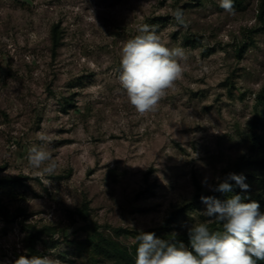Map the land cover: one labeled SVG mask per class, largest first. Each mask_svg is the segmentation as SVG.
<instances>
[{
    "label": "rangeland",
    "instance_id": "1",
    "mask_svg": "<svg viewBox=\"0 0 264 264\" xmlns=\"http://www.w3.org/2000/svg\"><path fill=\"white\" fill-rule=\"evenodd\" d=\"M234 6L230 15L219 0H0V175L24 178L0 197L10 213L25 210L10 221L0 215V264L32 256L22 224L39 232L37 256L125 264L93 248L100 235L129 246L133 237L118 229L179 233L212 219L201 202L165 223L190 197L194 177L211 190L229 173L241 175L236 161L248 153L264 84V0ZM177 8L187 29L172 17ZM143 24L189 58L157 110L139 115L118 76L122 46ZM41 131L57 164L52 176L28 162V149L45 143Z\"/></svg>",
    "mask_w": 264,
    "mask_h": 264
},
{
    "label": "clouds",
    "instance_id": "2",
    "mask_svg": "<svg viewBox=\"0 0 264 264\" xmlns=\"http://www.w3.org/2000/svg\"><path fill=\"white\" fill-rule=\"evenodd\" d=\"M219 7L230 15L235 14L234 0H219ZM176 24L185 29L188 22L180 8L172 11ZM138 34L127 40L121 49L118 91L139 115L154 112L168 90L183 78L184 64L189 56L181 46L169 47L160 37L156 26L143 24ZM45 142L28 149V162L43 175H54L57 164L46 148V132L37 133ZM243 175L229 173L218 182L213 191L232 193L235 181L242 190L248 185ZM207 181L205 180L204 183ZM240 194L227 195L224 201L215 197H201L206 205L202 215L212 219L193 224L188 229V245L161 239L153 232H138L135 264H257L264 261V213L256 201L243 202ZM216 221L218 230L209 227ZM15 264H61L48 256L21 255Z\"/></svg>",
    "mask_w": 264,
    "mask_h": 264
},
{
    "label": "trees",
    "instance_id": "3",
    "mask_svg": "<svg viewBox=\"0 0 264 264\" xmlns=\"http://www.w3.org/2000/svg\"><path fill=\"white\" fill-rule=\"evenodd\" d=\"M259 16L264 18V6H260ZM58 24H53L51 30L52 49L58 45L57 37ZM256 102L258 106L255 107V112L249 123V139H248V153L242 154L236 161V171L241 175L246 176L244 182L249 186L247 191L242 190L235 181H229L233 185L232 193L227 195L240 194L244 197L243 202L248 203L256 201L260 205V211L264 213V84L259 88L255 94ZM242 168L245 171H242ZM23 176H3L0 175V192L9 188L8 193L13 194L14 187L23 185ZM194 189L190 197L184 202L175 205L169 210L165 219L166 225L174 223L179 218H183L188 215L190 211L196 210L200 207L201 197H215L221 201L227 198L226 194L218 191L205 190L201 187L198 180L193 178ZM216 187V186H215ZM214 187V188H215ZM76 213L81 219L86 218V212L83 208L76 209ZM25 210L22 207H17L14 212L8 210L0 197V215L7 221H10L18 215L24 216ZM24 219L21 220L23 222ZM22 228L26 230L24 237L25 244L29 253L32 256H37L38 250L36 249V242L38 238V230L28 228L22 224ZM169 228H166L168 230ZM119 233H129L133 237V241L129 246H121L113 239H107L100 235L101 245L96 240L92 245L96 251L101 252L107 256H114L120 258L125 264H135V253L137 248L136 236L140 231H130L128 229L120 228L117 230ZM143 232H149L145 230ZM156 236L161 239H166L170 242L176 243L177 246L183 242L188 245V230H184L179 233L166 232L161 234L159 231L154 230ZM87 241L92 244V237H87ZM257 264H264V261H258Z\"/></svg>",
    "mask_w": 264,
    "mask_h": 264
}]
</instances>
